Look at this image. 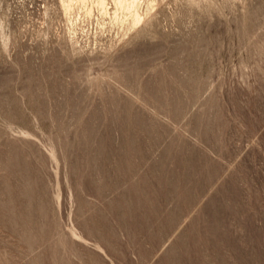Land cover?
Masks as SVG:
<instances>
[{"label":"rangeland","instance_id":"rangeland-1","mask_svg":"<svg viewBox=\"0 0 264 264\" xmlns=\"http://www.w3.org/2000/svg\"><path fill=\"white\" fill-rule=\"evenodd\" d=\"M134 10L0 0V264H264V0Z\"/></svg>","mask_w":264,"mask_h":264},{"label":"bare ground","instance_id":"bare-ground-1","mask_svg":"<svg viewBox=\"0 0 264 264\" xmlns=\"http://www.w3.org/2000/svg\"><path fill=\"white\" fill-rule=\"evenodd\" d=\"M99 3H102V0H98ZM137 2V1H136ZM115 3L118 7L127 9L131 12V18L133 23H137L140 20V15L134 10L135 0H115ZM137 4V3H136ZM70 5V4H69ZM104 7V5H103ZM117 9V8H116ZM105 10V9H104ZM138 11V10H137ZM131 22V23H132ZM138 24V23H137ZM136 25V24H135Z\"/></svg>","mask_w":264,"mask_h":264}]
</instances>
